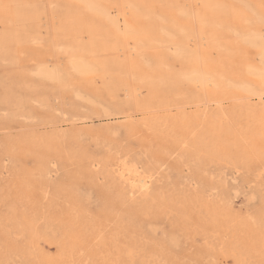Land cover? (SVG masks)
I'll list each match as a JSON object with an SVG mask.
<instances>
[{"label": "rangeland", "instance_id": "1", "mask_svg": "<svg viewBox=\"0 0 264 264\" xmlns=\"http://www.w3.org/2000/svg\"><path fill=\"white\" fill-rule=\"evenodd\" d=\"M139 2L137 13L128 0H103L119 29L125 21L157 41L100 36L105 44L99 37L103 46L88 56L107 65L68 87L30 72L41 61L67 66L65 42L95 39L85 4L0 0L4 38L31 31L18 10H42L39 34L28 38L34 44L10 42L18 61L0 58V84L13 78L16 96L28 94L24 109L0 104V264H264V96L226 82L261 84L247 71L259 64V50L237 33L264 31V0ZM179 7L191 9L178 16L193 28L189 47L222 74L221 86L171 88L148 68L147 57L157 53L167 55L165 73L188 64L163 43L174 40L162 31L163 16ZM129 61L156 77L152 98ZM87 96L98 102L88 104ZM124 160L152 176L147 191L132 190L120 175Z\"/></svg>", "mask_w": 264, "mask_h": 264}, {"label": "bare ground", "instance_id": "2", "mask_svg": "<svg viewBox=\"0 0 264 264\" xmlns=\"http://www.w3.org/2000/svg\"><path fill=\"white\" fill-rule=\"evenodd\" d=\"M79 1L84 3L86 6L84 8V10L86 9L88 11L87 22L90 24V30H91V32H93V34H94L93 38L95 37V39H93L91 43L82 42L79 40H75V41H71V42H65L63 44L62 50H63V52L65 51L66 55L69 57L67 66H63V65L51 66L47 62L41 61L37 65V67L35 68V71L30 72V74L32 73L31 75L39 77L42 80L52 81V82L58 84V86L64 85V86L69 87L72 84L77 83L78 82L77 80L79 79V77L85 78L87 75L94 74L95 72H97L101 68H104L107 65V63H104L103 61H97V60L91 59L88 56V53L90 51H94V50L98 49V47L101 48L103 46L102 45L103 43L101 44V42H99L100 41L99 39H101V40L103 39L100 36H103L106 39L107 36L110 35V33L112 32L113 34H116V35L118 34V36L121 35L120 36L121 41H127L128 38L138 35L137 32H134V30H132V27H128V25L126 26L125 21H124L125 28H122V26H121V29H119V27L122 23H119L120 20H118L116 17L111 15L109 7L103 3V0H79ZM128 1L131 3L132 7H137V8H135L137 10L136 12L140 13V11L138 9L139 3H140L139 0H128ZM168 1H172V0H168ZM70 10H71V8H70ZM41 12H42V10L38 9V8H25V9L18 10L16 12V15L19 17L20 21H23L24 23L28 22L30 24L31 31H27L21 35L12 34V35H9L8 37H5V38H4V35H0V50H1L0 51V58H2L4 60L14 61V62L18 61L17 57L14 54L9 43L10 42H17V43H20V45H21V43L23 41L27 40V43L30 46V44H32L33 41L31 43H29V40L31 41V39L28 40V38L33 37V35L35 36L36 34H39L38 33L39 32L38 22H40L39 19L41 17V15H40ZM72 12H75V11L73 10ZM178 12L179 13H173L171 11H166V14L163 16V23H162V27H161L162 31L166 35L172 36L174 39L173 41L172 40H166L163 43H164V45H166V47L176 46V49L179 50L180 53L183 55L181 58H184V60L188 61V64L183 69H181L180 71H177L175 73H165L163 70V68H164L163 65L166 62L167 55H166V53H163V54L157 53V54H153L152 56L147 57L146 64L148 65V68L150 70L158 71L159 72L158 77H161L160 79H164L165 81H167L168 82L167 84L170 85L171 88H176V89L180 88V86L184 82H188L191 84H197V86L200 85V87L201 86L204 87L210 83L215 84L216 87L221 86L222 83L224 82V77L222 76V74L216 72L214 69H212L209 66H205L203 64L202 58L200 56L201 53L199 54L198 51L191 49L188 45L189 44L188 39L194 35L193 28H192L191 24H188V23L182 21L181 19H179L178 16L179 15H189L191 13V9L186 8V7H179ZM258 18H259V21L264 22V15H262ZM201 28H200L199 32H202ZM118 32H120V33H118ZM143 34L144 35H138L139 40H140V44L146 42L147 45H152L154 42L157 41L156 38L150 37L149 35H147L144 32H143ZM237 34L240 35V37L242 38V40L245 43H247L248 45H251L252 47H255L259 50V52H258L259 64H255V63L248 64L247 65V71L250 74L257 75V76L261 77L262 81L260 82L261 83L260 85L251 83L248 80H243L242 78H237L238 79L237 81L233 80L231 78H228L226 82L229 84H232V85L234 84V85H236L237 88H240L239 90L242 89L243 91L250 93V95L251 94L256 95V97L258 96L261 99L262 96H264V31L258 30V29H254V30L250 29V30L243 32V33L238 31ZM202 35H204V34H202ZM205 36H206V34H205ZM34 42H33V44H34ZM38 42L35 43V45L38 44L39 47L44 48V47L39 45V44H41V42L40 43H38ZM191 42H192V40H191ZM27 43H25V44H27ZM104 44H105V42H104ZM115 44H116V42L114 44H111L112 46H110V48L113 47V45H115ZM137 44H139V43H137ZM35 45H32V47ZM120 45H122V44H120ZM116 47H117V45H116ZM35 48L37 49V47H35ZM106 48H107V46H106ZM53 49H54V47H53ZM203 52H204V50H203ZM142 59L144 61V58H142ZM128 64H129V67H128L129 69L139 70L140 68H144L139 61H129ZM116 66H118L121 69L124 67V64L118 62ZM118 67H117V69H118ZM166 68H169V67H166ZM119 71H121V70H119ZM135 74L137 77L139 76L140 79H142L145 83H147L150 86V88L152 90V95H151V98H152L154 96V92H155L154 88H157V90H158V88L160 89V87H151V85H150V83L153 82V79L156 77L152 73H150L148 71V69L147 70L141 69V70L137 71V73H135ZM22 79L24 80V82L28 81L24 77H22ZM15 83L16 82L12 78L10 83L7 82V84L6 83L0 84V104L2 105L5 103L6 104L11 103V104H15L16 105L15 107H17V106L19 108L23 107L22 109H24V106H26L25 104L28 102V99H27L28 94L25 96V98H21V97L16 96L15 93H16V88L18 86ZM108 84H110V83H108ZM21 86H20V88H21ZM106 87H108L109 92L114 91V89H113L114 86H112L111 84L109 86L106 85L105 88ZM30 88H32V87H30ZM25 89H27V88H25ZM28 90H29V86H28ZM30 91L31 90H29V92ZM105 91H107V89H105ZM97 92L101 93L100 91H97ZM209 92L210 91H207V93L205 92L206 95ZM84 93L85 92L82 90V88H78V90H77L78 95L75 93L76 94L75 97L79 98V95H80L79 99H81V97L84 96L83 95ZM183 93H181V94H183ZM213 93H211V94H213ZM174 94H176V93H174ZM176 95H179V94H176ZM196 95L195 96L198 98V93ZM209 95H210V93H209ZM206 97H209V96H206ZM87 98H88V96H87ZM87 98H83V99L85 101L89 100L90 102L88 101L89 103L88 102L87 103L90 104L91 99L90 98L87 99ZM163 98H164V96H163ZM194 98H193V100H194ZM198 99H196V100H198ZM200 100H201V98H200ZM95 101H97V100L93 99L91 104H93ZM148 101H150V99H148ZM97 102L95 104H97ZM128 104H129V102H128ZM130 104H132V103H130ZM28 105H30V104L28 103ZM140 107H141V105H140ZM13 109H14V107H13ZM260 110H264V106ZM23 113H25V111ZM105 113H108V112L105 111ZM109 114H106V115H109ZM94 165H96V163ZM125 165H127V164H125V160H124V164H120V166H121L120 175L122 177H125L126 181H128V183L130 184L132 190L147 191L150 188V185L153 184L152 183L153 178H151L152 176L151 175H149V176L143 175L141 173V171H139L140 167L139 168L135 167L136 164H135V166H133L134 163L132 164V166L134 168H131L129 166L126 167ZM122 179H124V178H122ZM134 195H135V193H134ZM35 229L36 228H33L32 231ZM50 231H51V228H50ZM177 241L178 240L175 236L171 237V240H170L171 244H176ZM251 245H253V244H251Z\"/></svg>", "mask_w": 264, "mask_h": 264}]
</instances>
